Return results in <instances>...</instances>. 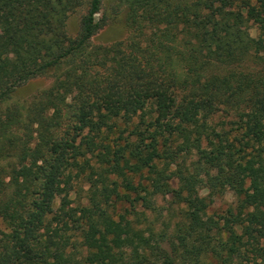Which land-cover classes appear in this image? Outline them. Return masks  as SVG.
<instances>
[{
	"label": "trees",
	"instance_id": "obj_1",
	"mask_svg": "<svg viewBox=\"0 0 264 264\" xmlns=\"http://www.w3.org/2000/svg\"><path fill=\"white\" fill-rule=\"evenodd\" d=\"M237 1L0 0V264H264V0ZM106 2L129 35L96 45Z\"/></svg>",
	"mask_w": 264,
	"mask_h": 264
},
{
	"label": "rangeland",
	"instance_id": "obj_2",
	"mask_svg": "<svg viewBox=\"0 0 264 264\" xmlns=\"http://www.w3.org/2000/svg\"><path fill=\"white\" fill-rule=\"evenodd\" d=\"M241 1L242 0H238L237 3ZM252 3L256 5L257 0H252ZM105 12H107L110 17L109 24L93 38V44L109 45L125 40L129 35V30L126 24L124 10H112L111 6L107 3V5L103 6L98 17H101ZM82 13L83 11H80L72 15L69 19L68 32L72 36H75L79 31ZM263 30L264 20L256 23L254 21L250 22V33L253 37H259ZM51 81L52 79L48 76L38 77L29 81L14 93L12 101L20 103L31 101L38 93L48 88ZM190 159V161H195V154H191ZM88 191L89 185L85 181L82 180L77 183L71 196L73 205H77L78 203L86 204L89 194ZM200 193L210 204L211 208L209 212L211 214H213L214 211L223 212L235 202V198L231 192L226 193V195H218L205 187H201ZM154 204V212L150 211L147 213L149 217L148 223H151L157 239H160L161 236L163 237V235L166 234L168 235L167 237H169L175 228V222L178 221L177 219L180 216L179 211L173 203L172 197L169 195H159L155 197ZM142 227L146 226L143 225ZM5 229L4 223L0 221V231H4Z\"/></svg>",
	"mask_w": 264,
	"mask_h": 264
}]
</instances>
